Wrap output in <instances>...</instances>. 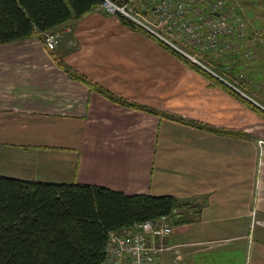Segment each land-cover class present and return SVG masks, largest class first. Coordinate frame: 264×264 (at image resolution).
<instances>
[{
    "label": "crops",
    "instance_id": "crops-1",
    "mask_svg": "<svg viewBox=\"0 0 264 264\" xmlns=\"http://www.w3.org/2000/svg\"><path fill=\"white\" fill-rule=\"evenodd\" d=\"M55 33L0 44V175L173 196L154 264H264L263 117L99 7Z\"/></svg>",
    "mask_w": 264,
    "mask_h": 264
},
{
    "label": "trees",
    "instance_id": "trees-1",
    "mask_svg": "<svg viewBox=\"0 0 264 264\" xmlns=\"http://www.w3.org/2000/svg\"><path fill=\"white\" fill-rule=\"evenodd\" d=\"M109 1L123 6L130 0ZM102 3L103 0H0V44L33 37L44 43L45 34L55 33L57 27L70 20L83 18ZM115 16L123 26L150 38L207 78L211 85L221 88L264 119V110L254 104L264 108V100L257 97L260 91L254 85L260 82V75L242 79L237 73L238 58L225 59L221 65L208 55L186 50L214 72L215 77L127 16L119 12ZM257 44L262 49L263 43ZM57 64L71 79L85 83L105 98L157 114L113 96L60 61ZM230 135L244 136L235 132ZM179 207V200L170 195H127L96 185L38 182L0 175V264H101L111 233L119 234L134 224L163 216L177 223Z\"/></svg>",
    "mask_w": 264,
    "mask_h": 264
},
{
    "label": "built area",
    "instance_id": "built-area-1",
    "mask_svg": "<svg viewBox=\"0 0 264 264\" xmlns=\"http://www.w3.org/2000/svg\"><path fill=\"white\" fill-rule=\"evenodd\" d=\"M132 1L128 6H118L103 0L99 8L109 15L122 13L192 62L198 61L186 52L187 49L224 62L244 45L245 23L225 8V0H148L149 6L136 11L134 15L127 11L131 10ZM148 13L150 19L144 18ZM59 39L57 33L45 34V48L53 50ZM258 145L262 155L264 141L259 140ZM168 222L169 218L163 216L155 221L134 224L119 234L111 233L101 264H154L166 248L150 243V240H163L171 235L172 227ZM255 225L264 226V222H252V227ZM174 252L179 258L176 249Z\"/></svg>",
    "mask_w": 264,
    "mask_h": 264
},
{
    "label": "rangeland",
    "instance_id": "rangeland-1",
    "mask_svg": "<svg viewBox=\"0 0 264 264\" xmlns=\"http://www.w3.org/2000/svg\"><path fill=\"white\" fill-rule=\"evenodd\" d=\"M141 2H144L143 5ZM145 6H149L148 0H133L130 4L131 10H126L134 15L136 11H142ZM225 8L240 16L246 26V38L243 41L244 48L238 53H233L232 56L238 58L237 73L244 80H247L249 76L254 77L259 74L261 80L260 82H254V85H256V90L260 91L257 97L260 100H264V0H225ZM143 17L150 19L151 16L148 13ZM258 42L263 43L262 49L258 47ZM261 60H263V63ZM216 61H219L222 65L223 61ZM254 104L257 105V103ZM260 107L263 108L262 106ZM255 221L252 219V222L255 223Z\"/></svg>",
    "mask_w": 264,
    "mask_h": 264
},
{
    "label": "water",
    "instance_id": "water-1",
    "mask_svg": "<svg viewBox=\"0 0 264 264\" xmlns=\"http://www.w3.org/2000/svg\"><path fill=\"white\" fill-rule=\"evenodd\" d=\"M194 63H196L197 65H199V66H201V67H203L201 64H199L198 62H194ZM205 69V68H204ZM210 73V72H209ZM237 91V90H236ZM238 92V91H237ZM240 93V92H239ZM248 99V98H247ZM250 100V99H249ZM250 101H252V100H250ZM253 102V101H252ZM254 103V102H253ZM257 106L258 107H260L258 104H257ZM261 108V107H260ZM261 109H263V108H261ZM264 110V109H263Z\"/></svg>",
    "mask_w": 264,
    "mask_h": 264
}]
</instances>
